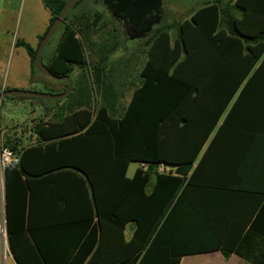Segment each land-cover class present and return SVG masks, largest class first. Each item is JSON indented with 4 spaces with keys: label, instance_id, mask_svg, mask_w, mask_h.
I'll return each instance as SVG.
<instances>
[{
    "label": "trees",
    "instance_id": "obj_1",
    "mask_svg": "<svg viewBox=\"0 0 264 264\" xmlns=\"http://www.w3.org/2000/svg\"><path fill=\"white\" fill-rule=\"evenodd\" d=\"M42 1L51 15L48 30L68 0ZM82 1L59 25L54 53L43 61L52 74L70 78V93L52 106L42 101L34 142L7 136L2 144L16 156L3 171L5 230L16 263L179 264L214 249L227 257L233 250L217 240L216 216L200 212L192 188L214 163L219 175L236 180L221 186L251 191L238 180L253 167L254 144H264V0H215L160 29L145 44L126 108L114 67L123 58L110 62L117 44H108L102 13L71 12ZM18 45L32 80L40 74L38 46ZM66 88L64 82L46 92ZM131 163L138 167L129 178ZM160 164L170 172H158ZM41 187L51 205L63 203L65 211L70 203L72 213L35 217ZM63 191L70 202L60 200ZM242 249L235 252L247 259Z\"/></svg>",
    "mask_w": 264,
    "mask_h": 264
},
{
    "label": "crops",
    "instance_id": "obj_2",
    "mask_svg": "<svg viewBox=\"0 0 264 264\" xmlns=\"http://www.w3.org/2000/svg\"><path fill=\"white\" fill-rule=\"evenodd\" d=\"M92 1L94 3L96 2V0ZM21 6L23 9L24 7L26 8V18L24 19L23 27L20 28V26H18V31L15 35V33H13L15 19ZM41 7L45 12L49 13L47 23L33 29L30 33L26 28L29 22L28 16L31 12L30 8L41 10ZM50 17V12L45 7L42 0H0V70H2L9 54H11L10 67L12 63L14 66L11 77L8 76L9 78L7 80L10 84L2 86L0 88V93L8 90L47 93V87H45L43 92L29 89L35 83L40 82L45 85L47 84L35 80V76L38 74L30 80V60L25 49L18 45V42H24L35 49L38 46L39 38L46 33ZM11 33L14 37L10 43L9 36ZM24 55H26L27 58H25ZM19 62L27 63V70L22 75L15 73ZM126 77V81L119 82L118 84L119 91H122L124 96L128 91H131L126 105L123 106L124 108L128 106L132 95V88L129 86L130 78H128V74H126ZM123 98L121 100H123ZM35 105H39L38 108L42 115L45 111L42 103L37 100V104ZM7 130V127H5L3 133ZM34 138L35 137L32 134L30 143L34 142ZM21 142L22 144H25L23 139H21ZM257 146L258 144H254L253 147L254 159L252 161V169H250L249 166L250 171L248 174L241 176L238 180L242 184H248L251 191L246 192L240 191L238 188L231 189V187L221 186L224 184L231 186L236 180L228 175H219V167L214 163L206 165L205 171L197 176L195 186L192 188L193 196L196 195L195 198H198L199 205L197 206L199 207L200 212L209 214L210 216H216L213 221L215 222L213 228L217 233V240L223 242L225 248L233 251L226 257L220 249L213 250L211 248L209 250L213 251L185 255L180 259L179 264H264V144L262 145V149H259ZM259 151L262 152L261 155L259 154ZM135 170L131 176H128L127 171V177L131 178ZM3 171H0V229L4 226L5 230L6 198ZM259 189H262L263 192L258 191ZM41 190L42 191L38 192L36 196L35 217L38 215L40 217L41 214L72 213L70 203H67V210L65 211V205L63 207V203H60L57 208L50 204L51 200L47 196V190L44 191L45 188L42 189V187ZM61 193L60 200H67L70 202V193L67 194L68 192L66 193V191ZM127 227L125 229L126 239L129 238L132 229V227H130L129 231H127ZM242 247L243 249L241 251L247 255V259L242 258L235 252V250H240ZM0 264H17L9 248L7 235H2L1 233Z\"/></svg>",
    "mask_w": 264,
    "mask_h": 264
},
{
    "label": "rangeland",
    "instance_id": "obj_3",
    "mask_svg": "<svg viewBox=\"0 0 264 264\" xmlns=\"http://www.w3.org/2000/svg\"><path fill=\"white\" fill-rule=\"evenodd\" d=\"M185 1L188 2V1H195V0H185ZM200 1H201V6L204 4L213 2V0H200ZM222 1L226 2L228 0H222ZM80 9L90 10L91 12L98 11L103 14V20H106L108 18L106 14V7H105L104 0H98L97 4H95L92 0H83L81 4H79V6L76 7L75 10L72 9L71 12L77 13ZM30 10L31 12L29 13V16H28L29 22L26 28L31 33L33 29L38 28L42 26L43 24L47 23L49 13L45 12L42 9V7H41V10H37L34 8H30ZM178 14H183V17L181 19L179 18L177 22V23H181V20L185 18L188 19L190 17L191 11L187 12L186 10L179 9ZM25 18H26V8L24 7L23 9L21 6L18 10L16 19H15V28L13 30V33H15V35L18 31V26H20V28L23 27L24 25L23 22ZM61 32H62V28L60 26L56 29V31L54 32V34L52 35V37L49 39L46 46L44 47V50L42 52V61H44L45 63H47V61L53 55ZM171 36L173 39L175 37V33H171ZM13 37L14 36L11 33L9 36L10 43L12 42ZM147 51H148L147 47H143L140 57L137 59V61H135L133 66H131V64L129 65L130 61H129L128 55H122L119 52L113 53L110 57V62L118 58H123V62H124V60L128 58L127 59L128 62H126V64H128V67H123V65L117 67L116 65H114V67H116L120 71L119 72L120 79L119 80L116 79V80L118 82L126 81L125 80V78H127L126 74H128V78H130V81H132V79L135 80L134 77H136L141 65L146 59L145 57L147 55ZM24 56L25 58H27L26 55ZM10 58H11V54H9L7 61L5 62L2 70H0V88L2 86H5L6 84H10V82H7V80L9 77H11L12 70L14 69L13 63L10 67ZM17 67L18 68L16 69L15 73L22 75L27 70V63L19 62ZM78 76H79V70L74 69V71L72 72V78L75 80ZM117 76H118V73L115 72V75L110 80L112 82H117L115 80V77L117 78ZM35 80L45 82L47 85L39 82V83L33 84L32 87L29 89L42 91V92L44 91L45 87H47V89L54 88L55 90H59L62 88L63 83H64V81L52 80L42 75L41 73L35 76ZM130 93L131 91H128L127 94H125L123 100H121L122 107L126 105V102L130 96ZM97 95L98 94L94 92L95 100L98 99ZM44 103L48 106H52V105L57 104V100L48 99V100H45ZM35 104H37L36 99L17 98V97H13V99H10V100H7L4 98L0 102V145L4 143L7 136L11 138H21L24 140L25 143L31 142L30 138L32 135V125L34 121H36L38 117L41 115V111H39V108H38L39 105H35ZM5 127H7L8 130L5 131V133H3V130ZM136 167H137L136 163L130 164V167L128 169V176L132 175ZM129 229H130V225H128L127 231H129ZM0 233L1 234L4 233V226L1 227Z\"/></svg>",
    "mask_w": 264,
    "mask_h": 264
},
{
    "label": "flooded vegetation",
    "instance_id": "obj_4",
    "mask_svg": "<svg viewBox=\"0 0 264 264\" xmlns=\"http://www.w3.org/2000/svg\"><path fill=\"white\" fill-rule=\"evenodd\" d=\"M200 6V0H108L105 5L109 29L108 44H117L114 53L128 55L129 65L133 66L146 42L154 34L183 17V14H178L179 9L189 12ZM189 19L190 17L185 18L181 22ZM130 36L136 38L131 39ZM126 60L123 67H128Z\"/></svg>",
    "mask_w": 264,
    "mask_h": 264
},
{
    "label": "water",
    "instance_id": "obj_5",
    "mask_svg": "<svg viewBox=\"0 0 264 264\" xmlns=\"http://www.w3.org/2000/svg\"><path fill=\"white\" fill-rule=\"evenodd\" d=\"M77 0H68L65 4L61 14L59 17H57L53 23L50 25L49 29L45 33L44 37L40 41L36 57L34 60L35 68L44 76L55 80V81H64L67 84L66 90L61 94H50V93H40V92H34V91H23V90H8L5 92L0 93V102L9 96L17 97V98H33L38 100L40 103H42L43 100H61L65 98L71 91L72 88V82L69 77H59L54 74H52L45 66V64L42 61V52L44 50V47L46 46L49 39L52 37L56 29L59 27L60 24L63 23L67 13L71 9V7L74 5V3ZM108 0H104L105 5H107ZM131 37V36H130ZM136 37H131V39H134Z\"/></svg>",
    "mask_w": 264,
    "mask_h": 264
},
{
    "label": "built area",
    "instance_id": "obj_6",
    "mask_svg": "<svg viewBox=\"0 0 264 264\" xmlns=\"http://www.w3.org/2000/svg\"><path fill=\"white\" fill-rule=\"evenodd\" d=\"M16 163V156L13 151H11L8 147L0 145V171H3L5 168L9 166H13ZM143 166L140 164V167ZM170 168L168 166H165L163 164H160L158 166V172L160 173H169ZM6 231L4 230L5 235Z\"/></svg>",
    "mask_w": 264,
    "mask_h": 264
},
{
    "label": "bare ground",
    "instance_id": "obj_7",
    "mask_svg": "<svg viewBox=\"0 0 264 264\" xmlns=\"http://www.w3.org/2000/svg\"><path fill=\"white\" fill-rule=\"evenodd\" d=\"M4 234V233H3Z\"/></svg>",
    "mask_w": 264,
    "mask_h": 264
}]
</instances>
